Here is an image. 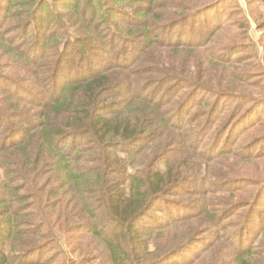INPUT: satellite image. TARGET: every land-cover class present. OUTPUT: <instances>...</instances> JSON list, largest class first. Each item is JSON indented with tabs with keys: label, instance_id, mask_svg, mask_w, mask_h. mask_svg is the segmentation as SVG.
<instances>
[{
	"label": "trees",
	"instance_id": "16d2710c",
	"mask_svg": "<svg viewBox=\"0 0 264 264\" xmlns=\"http://www.w3.org/2000/svg\"><path fill=\"white\" fill-rule=\"evenodd\" d=\"M218 1L0 0V264H264L256 197L218 196L249 176L214 172L248 97L173 34Z\"/></svg>",
	"mask_w": 264,
	"mask_h": 264
},
{
	"label": "rangeland",
	"instance_id": "374dc122",
	"mask_svg": "<svg viewBox=\"0 0 264 264\" xmlns=\"http://www.w3.org/2000/svg\"><path fill=\"white\" fill-rule=\"evenodd\" d=\"M215 7L214 13L203 17V20L197 22L195 26H181L178 29H173L174 39L179 40L181 48L190 50L196 44L195 42L202 39L206 41L208 37H213L207 43L200 41V45H195V47L199 46L195 50L205 52V49H208L209 59L214 61V78L230 77L235 79L240 84L235 96L248 97L244 105V110H249L246 122L240 129L230 132L220 142L222 147L225 142L229 141L232 148L235 146L236 152L229 156L219 157L214 166V172L217 182H223L228 173H230V178L237 174L249 176V181L242 185H236L241 190L235 188V191L232 192L233 190L229 188V191L220 192L218 196L224 194V198H226L230 194L231 198L227 197L230 202L229 206H232L237 199L233 197V193L242 194V198L249 201L256 197L255 206L259 207L260 215L256 217L255 223L259 220L262 223L264 221V0H219ZM217 15H222L219 24L222 28L219 30H217L218 27L215 28L209 35L211 22ZM1 16H4V12ZM208 18L209 21H207ZM191 20L192 18L189 20V24ZM12 22L19 24L20 20L16 19ZM16 34L13 32V35L16 36ZM193 35H195L194 40L192 39ZM114 44L120 47L117 40L114 41ZM69 54L73 55V51L69 50ZM202 54L205 58V54ZM127 57L133 59L134 63L138 62V60H134L130 52L128 55H124L122 59H127ZM72 63L73 65L71 62L66 63L65 68L67 69L63 70L65 78L70 73L74 74L75 71H81V77L86 76L87 71L95 65L90 57H86L83 61L76 58ZM221 65L223 67L220 69L221 71H218L217 66ZM213 67L209 68L208 72H212ZM224 81L227 82L226 79ZM238 83L236 86L239 85ZM208 92L214 93L213 91ZM201 95H203L202 91ZM194 107L195 105L192 106V108ZM209 134V141H206L207 143L203 147L206 148L207 144H210L212 149L216 146L214 141L219 139L220 135L216 127L211 129ZM14 138L17 140L19 135ZM218 155L216 154V156ZM246 156L248 159H245ZM236 171H238L237 174ZM250 181L255 182V184H249ZM218 200L222 202L223 199ZM224 208L221 207V211ZM173 214L174 216L177 214L176 210ZM187 253L191 252L184 254L187 255Z\"/></svg>",
	"mask_w": 264,
	"mask_h": 264
}]
</instances>
